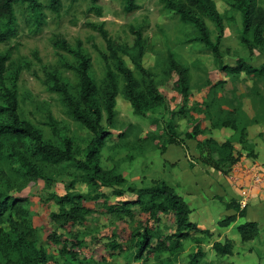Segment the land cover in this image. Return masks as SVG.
Here are the masks:
<instances>
[{
  "label": "rangeland",
  "instance_id": "1",
  "mask_svg": "<svg viewBox=\"0 0 264 264\" xmlns=\"http://www.w3.org/2000/svg\"><path fill=\"white\" fill-rule=\"evenodd\" d=\"M38 1L44 6L43 14L47 18L41 31L35 32L29 7L17 5L19 38L9 46L0 45V55L10 53L11 56L5 81L11 90L17 86L20 118L42 133L46 142L59 149H63L64 139L70 140L73 157L80 162L87 160L93 134L72 117L63 97L51 90L54 85L50 79V76L58 78L85 109L79 97L81 81L72 69L79 67V61L53 45L57 37L65 39L74 48L80 43L84 54L91 60V75L103 113L102 127L111 135L100 151L99 163L104 171L121 176L125 182L113 187L102 182L94 185L88 173L73 163L55 164L41 160L29 141L24 148H19L9 137L0 141V205L3 202L11 205L18 200L13 210L9 207L2 212L0 208V215H3L0 218V241L9 240L11 262L23 264L20 259L26 252L22 239L12 235L10 220H13L29 236L27 242L34 247L27 251L28 261L32 264H191L200 249L205 253L201 264H230L227 259L232 256L216 257L210 247L211 242L206 244L210 236L202 234L185 240L183 252L179 251L177 255L174 251L173 256L163 251L140 259L133 240L134 232L148 225L160 230L162 241L167 242V238L176 231L174 217L163 215L158 225L150 222L138 207L132 208L133 218L125 216L123 219L117 214H109L107 207L133 198L129 192L120 198V192L130 187H151L150 180H161V156L172 146L166 128L173 113L178 114L174 115L177 139L183 138L186 130L193 131L197 121H207L201 112L206 110L205 106H209L208 113L215 119L235 109H242L246 116L247 106L250 114L256 115L255 120L264 123V77L222 71V66L237 68L238 60L256 69L264 66V56L250 54L241 43L242 17L232 7L234 0H213L225 24V35L221 41L223 58L219 64L213 53L199 42L197 29L182 23L179 15L167 10L163 0H137L140 10L131 15L123 11V0H99L95 7L100 10V15L91 9L92 0H60V14L50 10L49 0ZM259 2L264 8V0ZM205 23L215 42L214 25L209 20ZM91 24L104 26L119 43L125 65L139 81L141 77L128 54L133 46L130 28L142 29L149 46L143 66L153 72L164 97V101L150 103L145 116L135 115L124 99L123 78L114 61L106 63L102 59L101 54L109 56V53L100 35L89 27ZM169 52L175 54L177 63L189 69L187 92L176 86V78L167 60ZM108 68L115 75L119 92L117 115L112 127L107 123L104 107ZM5 106L4 99L0 97V107ZM67 196H84L81 205L90 209L91 214L84 221L64 229L52 215L62 213L58 200ZM72 244H77L76 261L69 259L66 263L61 251L65 247L69 249ZM167 245L172 247V243L167 242ZM236 248L235 242L234 253ZM249 250L250 247L248 254H251ZM2 251L0 247V264H7L9 257L3 256ZM44 257L46 262H42ZM249 262L257 264L256 259Z\"/></svg>",
  "mask_w": 264,
  "mask_h": 264
},
{
  "label": "trees",
  "instance_id": "2",
  "mask_svg": "<svg viewBox=\"0 0 264 264\" xmlns=\"http://www.w3.org/2000/svg\"><path fill=\"white\" fill-rule=\"evenodd\" d=\"M99 0H92V10L99 15V9L95 7ZM168 11L180 16L182 23L193 25L199 33V42L203 44L215 57L217 64L222 60L223 54L221 50V41L225 35V24L223 16L218 12L217 6L213 0H163ZM123 11L125 14H134L140 10L137 0H123ZM27 5L31 10L32 20L35 25V32L41 31L46 24V16L43 14L44 6L38 0H0V45L9 46L20 35V25L16 16L17 5ZM50 10L56 14H60L62 2L60 0H49ZM242 17V36L241 43L250 54L258 53L264 56V8L260 5L259 0H234L232 6ZM205 20H209L215 27L217 34L216 41H213V35L207 27ZM91 29L97 32L106 44L109 56L101 54L104 62L108 63L112 60L116 63L117 72L122 76L124 81V99L131 105L135 115L145 116L147 107L150 103L164 101L160 90L155 82V75L149 69L143 66L144 56L149 51L147 39L144 38L142 29L131 27L130 33L133 37V46L131 53L128 54L135 66L137 73L141 77V81L137 80L134 72L129 69L122 57L119 43L115 41L108 30L104 26L89 25ZM54 48L73 55L79 61L78 68L74 69L81 81L79 97L80 104L74 99L69 89L62 85L58 78L50 76L54 87L51 89L55 93H59L72 117L86 127L92 134L93 140L87 149V160L85 162L77 161L73 157V144L70 140H63V149H59L46 142L42 133L35 130L29 123L21 120L19 111L20 105L18 101L17 86L13 90L7 88L5 75L8 71V63L10 61V53L0 55V97L5 101L6 106L0 107V141L9 137L16 141L19 148H24L26 141L31 142L35 147V155L41 160L50 163L69 162L76 165L79 169L88 173L91 183L96 185L102 182L105 186L113 187L122 185L125 180L121 176H113L104 171L99 163V155L102 147L105 145L109 132L102 127L103 113L96 97L97 87L91 75V60L84 54L81 44H77V48L72 47L65 39L57 37L53 42ZM168 64L170 71L176 78V86L183 92H187L190 84L189 69L177 63L175 54L168 53ZM237 68L222 66V71L240 74L246 72L250 77H264V66L261 69L253 68L246 64L243 60L236 62ZM107 88L104 98V107L107 114V123L110 127L114 126L116 119V100L119 95L118 84L114 73L111 69H107ZM206 110L201 111L202 115L212 122L214 128L230 127L236 131L235 138L225 144H219L210 139L202 141L205 132L201 130L200 125L194 127L191 133H185L183 138L177 139L176 126L174 125V115L166 128V134L170 138V145L184 146L187 140L197 142L200 150V159L209 167L214 168L224 174H229L234 166L240 161V157L235 156V143H241L244 147L249 148L246 143L247 128L250 121L242 111L235 109L222 118L215 119L208 113L209 106H205ZM243 118V121L242 119ZM252 154V153H251ZM129 192L133 198L125 200L116 205H109L107 212L109 214L119 215L123 219L125 216L133 218V207H138L144 214L148 216V220L154 224L162 222V216L172 215L175 219L176 231L167 238V242L172 243L169 248L167 242L161 239V231L153 229L146 225L143 229L134 232L133 240L135 248L139 251L140 259L145 256L155 255L157 253L168 251L173 256L183 252V243L195 234L210 236L209 232H203L191 223V209L184 199L178 196L175 190L162 180H155L151 187L133 188L130 187L124 192H120L118 196L124 197ZM85 200L84 196L64 197L58 200V205L63 209L60 215L53 214L52 218L60 223L65 229L68 225H75L84 221L91 214L90 209H86L81 205ZM17 202H3L0 205L2 212L11 207L15 209ZM70 207L69 210H66ZM228 210L235 211L236 214L225 218L219 223L220 228H228L236 223L238 218L246 217V209L236 201L225 203ZM3 216V215H2ZM0 215V218L2 217ZM127 217V218H128ZM12 235H18L22 239L26 252L21 254V263L32 264L28 261L27 251L34 249L33 245L27 242L29 236L24 234L19 225L10 220ZM241 239L244 243L254 241L260 237V229L256 223H246L238 229ZM24 240V241H23ZM156 241V244L153 242ZM0 247L3 249L2 255L9 257L7 264H16L11 262L12 248L9 240L0 241ZM29 248V249H28ZM32 248V249H31ZM77 244L61 251L62 258L66 261L72 259L76 261ZM118 248V247H116ZM235 250V242L226 240L224 243L216 242L213 244V251L221 258L233 256ZM20 256V257H21ZM205 258V253L200 249L192 259L191 264H201ZM45 261V257L42 262ZM36 264V263H34Z\"/></svg>",
  "mask_w": 264,
  "mask_h": 264
},
{
  "label": "crops",
  "instance_id": "3",
  "mask_svg": "<svg viewBox=\"0 0 264 264\" xmlns=\"http://www.w3.org/2000/svg\"><path fill=\"white\" fill-rule=\"evenodd\" d=\"M245 113L250 121L246 137L249 148L238 142L234 144V154L240 157V161L230 171L235 173L238 183L231 179V173L226 175L205 164L200 159V150L194 140L187 141L184 146L172 145L165 150L161 156L160 178L189 205L192 212L191 223L198 230L210 233L206 244L211 242V249L216 242L233 240L237 243V248L234 255L227 259L231 261L230 264H253L249 262L253 259H256L257 264H264V123L255 120L256 115L250 114L247 106ZM198 124L205 132L202 141L212 139L219 144H225L236 136V131L230 127L214 128L209 119L203 123L197 121L194 126ZM191 132L192 129L185 131ZM244 171L258 173L263 181L254 183L252 176L245 177L242 173ZM155 180L150 182L153 184ZM243 198L248 202L244 207L246 217L238 218L228 228H220L219 223L222 220L236 214L235 211L228 210L225 203L236 201L240 204ZM246 223L258 225L260 238L245 244L238 229ZM249 247L251 254H248ZM215 256L219 257L216 253Z\"/></svg>",
  "mask_w": 264,
  "mask_h": 264
},
{
  "label": "built area",
  "instance_id": "4",
  "mask_svg": "<svg viewBox=\"0 0 264 264\" xmlns=\"http://www.w3.org/2000/svg\"><path fill=\"white\" fill-rule=\"evenodd\" d=\"M242 173H244L245 177L252 176V179H253L254 183H260V182L263 181L262 177L258 173L257 174H255V173L254 174H251L250 171H244ZM234 174L235 173H231V175H230L231 176V179L238 183L239 181H238V179H236V176ZM247 203H248L247 202V199L246 198H243V201L240 204L244 208V207H246Z\"/></svg>",
  "mask_w": 264,
  "mask_h": 264
}]
</instances>
